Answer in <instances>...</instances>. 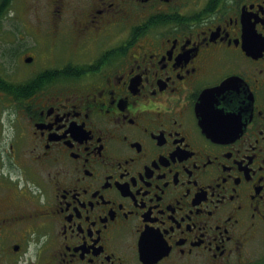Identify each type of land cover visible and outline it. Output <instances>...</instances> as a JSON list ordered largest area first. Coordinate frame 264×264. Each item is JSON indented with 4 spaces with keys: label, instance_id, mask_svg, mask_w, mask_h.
<instances>
[{
    "label": "flooded vegetation",
    "instance_id": "1",
    "mask_svg": "<svg viewBox=\"0 0 264 264\" xmlns=\"http://www.w3.org/2000/svg\"><path fill=\"white\" fill-rule=\"evenodd\" d=\"M36 2L0 70V264H264V0Z\"/></svg>",
    "mask_w": 264,
    "mask_h": 264
},
{
    "label": "rangeland",
    "instance_id": "2",
    "mask_svg": "<svg viewBox=\"0 0 264 264\" xmlns=\"http://www.w3.org/2000/svg\"><path fill=\"white\" fill-rule=\"evenodd\" d=\"M37 0H13L6 10L7 16H0V53L2 55V61H0V70L4 71L7 63V51L15 46L21 38L25 44L24 46H33L36 42V36L28 34L23 30L26 23V13L35 10L39 5ZM18 32V33H16ZM24 47V48H25ZM28 48L25 49V52ZM21 55V53H19ZM18 68L22 69L21 64H17ZM7 69V68H6Z\"/></svg>",
    "mask_w": 264,
    "mask_h": 264
},
{
    "label": "trees",
    "instance_id": "3",
    "mask_svg": "<svg viewBox=\"0 0 264 264\" xmlns=\"http://www.w3.org/2000/svg\"><path fill=\"white\" fill-rule=\"evenodd\" d=\"M11 0H2L0 3V14L3 13V11H6L10 6ZM12 82H6L3 77H0V89H7L8 87H12ZM18 86V85H17Z\"/></svg>",
    "mask_w": 264,
    "mask_h": 264
}]
</instances>
